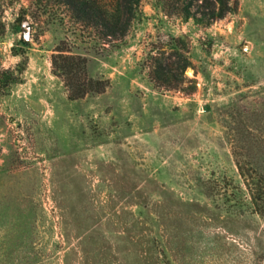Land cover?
I'll return each instance as SVG.
<instances>
[{
  "label": "rangeland",
  "instance_id": "1",
  "mask_svg": "<svg viewBox=\"0 0 264 264\" xmlns=\"http://www.w3.org/2000/svg\"><path fill=\"white\" fill-rule=\"evenodd\" d=\"M229 4L197 22L141 0L114 40L56 0H0L19 80L0 96V264H264V218L222 196L249 201L239 164L264 177V0ZM58 48L99 93L68 99Z\"/></svg>",
  "mask_w": 264,
  "mask_h": 264
},
{
  "label": "trees",
  "instance_id": "2",
  "mask_svg": "<svg viewBox=\"0 0 264 264\" xmlns=\"http://www.w3.org/2000/svg\"><path fill=\"white\" fill-rule=\"evenodd\" d=\"M60 5L66 7L77 23H84L98 31L99 36L120 40L124 38L129 30L130 24L136 14L137 7L141 0H56ZM165 16H182L187 20L192 18L197 22L214 21L222 19L231 12L230 0H155ZM22 43L25 42L22 40ZM65 50L58 48L55 55L51 57V65L55 75L63 77L64 86L69 91L68 99L71 101L82 98L86 93H99L102 87L100 81L81 78L80 71H83L84 60L72 55L65 56ZM149 70V79L157 87L174 89L171 84L175 79V72L170 66L163 64L157 57H152ZM188 62L175 67L181 74L188 67ZM21 72V71H18ZM19 83L15 73L10 69L0 67V96L2 91L7 90L12 84ZM4 94V93H3ZM239 175L246 180V187L249 201L245 202L242 192L236 191L231 184L225 182L223 185L224 203L231 208L239 207L248 210L250 213L260 215L264 218V177L254 172H243L241 165H238ZM239 194V195H238ZM238 196V200H236Z\"/></svg>",
  "mask_w": 264,
  "mask_h": 264
},
{
  "label": "water",
  "instance_id": "3",
  "mask_svg": "<svg viewBox=\"0 0 264 264\" xmlns=\"http://www.w3.org/2000/svg\"><path fill=\"white\" fill-rule=\"evenodd\" d=\"M244 48L246 49L247 48V45H245Z\"/></svg>",
  "mask_w": 264,
  "mask_h": 264
}]
</instances>
